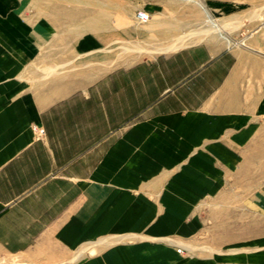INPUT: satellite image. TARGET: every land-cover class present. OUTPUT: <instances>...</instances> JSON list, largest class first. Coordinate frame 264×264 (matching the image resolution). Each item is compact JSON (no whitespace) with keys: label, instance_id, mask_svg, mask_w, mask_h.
<instances>
[{"label":"crops","instance_id":"crops-1","mask_svg":"<svg viewBox=\"0 0 264 264\" xmlns=\"http://www.w3.org/2000/svg\"><path fill=\"white\" fill-rule=\"evenodd\" d=\"M65 4L0 0V264H264V55Z\"/></svg>","mask_w":264,"mask_h":264},{"label":"rangeland","instance_id":"rangeland-1","mask_svg":"<svg viewBox=\"0 0 264 264\" xmlns=\"http://www.w3.org/2000/svg\"><path fill=\"white\" fill-rule=\"evenodd\" d=\"M65 5L89 7L104 12V21L111 24L121 15V26L147 30L141 45L146 50L173 51L193 44L218 40L233 48H244L264 55V0H57ZM151 12V13H150ZM144 14L139 16V14ZM88 27L97 20L88 18ZM215 21L222 25L218 31ZM112 25V24H111ZM168 32V35L166 36ZM136 42H122L129 51ZM135 112L128 121L141 118Z\"/></svg>","mask_w":264,"mask_h":264},{"label":"bare ground","instance_id":"bare-ground-1","mask_svg":"<svg viewBox=\"0 0 264 264\" xmlns=\"http://www.w3.org/2000/svg\"><path fill=\"white\" fill-rule=\"evenodd\" d=\"M214 25L217 27L218 31H220V32H223L224 31V29L222 28V25H220L218 22L215 21V24Z\"/></svg>","mask_w":264,"mask_h":264},{"label":"built area","instance_id":"built-area-1","mask_svg":"<svg viewBox=\"0 0 264 264\" xmlns=\"http://www.w3.org/2000/svg\"><path fill=\"white\" fill-rule=\"evenodd\" d=\"M139 16H143L142 19L144 18V14L140 13Z\"/></svg>","mask_w":264,"mask_h":264}]
</instances>
